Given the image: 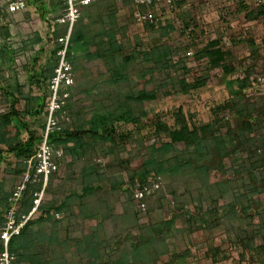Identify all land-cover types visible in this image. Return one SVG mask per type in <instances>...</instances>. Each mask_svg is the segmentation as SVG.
I'll return each instance as SVG.
<instances>
[{
  "label": "trees",
  "instance_id": "1",
  "mask_svg": "<svg viewBox=\"0 0 264 264\" xmlns=\"http://www.w3.org/2000/svg\"><path fill=\"white\" fill-rule=\"evenodd\" d=\"M99 1L102 0H90L87 6L81 7L71 30L66 58L70 63L103 61L107 78L118 89L120 97L107 94L106 99H111L109 108L91 109L89 112L93 113L89 116L88 110L77 107L79 103L74 102V95L70 94L63 110L72 120L50 133L48 142L52 148L63 151L59 168L60 160L68 157V163L82 160L84 170L77 185L65 188L58 199L46 202L44 198L59 169L49 176L37 213L9 242V250L16 256L14 264H155L163 255H168L167 264H183L189 252L181 256L170 253L166 237H173L174 232L211 234L220 226L226 228L227 241L240 247L243 253L252 254V260L254 256L262 257L264 263V93H253L260 86L253 78L252 65V60L261 58L262 53L264 57V38L260 45L251 37L241 39L249 47L251 62L240 61L242 75L235 76L237 69L233 63L237 55L219 39L195 49L193 43L203 29L193 18H182L179 24L171 18L163 25H143L144 30L157 32L160 39L176 33L184 41L177 47L165 44L142 47L138 38L127 37L125 29L117 25L115 10L105 13ZM56 3L60 17L63 3L61 0ZM238 11L244 12L245 20L264 17V5H255L252 0H244ZM58 17L47 21L50 62L40 68L38 58L34 59L29 78L45 94L27 96L24 115L16 109L18 98H13L8 112L0 115V123L14 119L17 131L15 138H11L0 129V147H4L0 148V164L13 156L22 166L18 179L8 191L0 185L4 213L8 207L7 197L24 172V161L38 150L45 129L47 84L58 61L56 39L67 30L66 25L55 22ZM96 30L100 33L97 42L93 35ZM0 36L2 69L4 48L8 46L10 50L7 26H1ZM136 60L149 64L140 80L138 76L128 75V66ZM200 62L208 64V73L221 70L223 78L217 79V83L226 92L225 98L202 105L207 120L200 119L195 110L185 112L181 105L169 109L170 100L201 95L200 87L205 86L209 77L207 80L202 72L192 69L194 63L200 65ZM4 71L3 77L8 78L10 71ZM155 72L158 83L152 76ZM146 77L152 82L151 86L148 83L149 89ZM141 79L144 84L140 83ZM161 79L164 82H160ZM7 94L14 97L11 91ZM166 102L170 104L164 106ZM167 114L169 122L164 117ZM35 117L43 119L39 135L27 127ZM119 123L130 130L118 133ZM148 127L149 136H142L141 132ZM23 133H27V138L20 143ZM151 136L167 140L159 142V147L154 142L150 144L141 155L140 163L133 167L129 158L142 149ZM126 142H134L135 150L121 155L117 145ZM107 155L113 156V160H106ZM98 156L102 160L96 164L106 168L98 167L97 172L89 160ZM112 166L123 172L119 180L105 174L104 169L111 170ZM211 173L217 180L210 181ZM150 176L160 178V188L144 194L141 200L135 199L132 182L147 186ZM40 187L41 184L35 182L26 184L18 204V217L31 211L34 194ZM156 201L159 207L163 204L168 207V220L144 219L151 203ZM139 204H144L145 209ZM203 212L207 213L206 218H202ZM55 214L61 216L56 218ZM85 221L96 224L86 231L82 227ZM2 222L0 215V227Z\"/></svg>",
  "mask_w": 264,
  "mask_h": 264
},
{
  "label": "rangeland",
  "instance_id": "2",
  "mask_svg": "<svg viewBox=\"0 0 264 264\" xmlns=\"http://www.w3.org/2000/svg\"><path fill=\"white\" fill-rule=\"evenodd\" d=\"M122 3V1H120ZM30 3L34 6L36 11L43 16V11L46 10L47 3L45 0H39L34 1L30 0ZM201 3H206V6L208 4L213 5V10L211 11H203L199 8V5ZM244 0H205L202 2H197L196 0L191 4L192 9L188 13L183 14L178 11L179 7L176 8L174 12H172L171 15L174 17H178L180 20L182 18L189 20L190 18H193L195 22L203 28V30H200L198 32L196 40L194 38L193 46L200 47L206 44V42L213 41L215 39H219L223 46H226L227 49L232 50L237 55L236 61H234L233 65L237 69V73L235 76L242 75V69L240 66V61L247 60V63L251 62V60L248 59V53H249V47L247 44L243 41H241L242 38H249L252 36H256L257 38L264 37V17L259 18L254 21L245 20L244 19V12H239V6L240 4H243ZM121 11L117 13V21L120 24H124L120 27H123L125 29V33H128V36L134 33L135 35H139L140 37V43L142 47H147V45H154V44H165L171 47H177L180 46L183 41L180 39V37L176 33H172L168 35L167 37L159 38V35L155 31H149L144 30L143 27L137 26V24L133 21L132 17V8L130 7L126 9L125 4L122 3ZM197 9V10H196ZM163 16H166L163 14ZM166 20V19H165ZM22 21V20H21ZM167 21V20H166ZM165 21V22H166ZM11 22V29L8 30V32L11 33V40H10V50L5 47L4 48V54L2 56L3 62H2V69L0 68V115L5 114L8 112L10 108V103L13 100V98H18L19 103L16 105V109L24 115V100L27 96L31 97H38L42 94H45L43 91H39L38 88L35 86V83L30 82L29 78L32 73V66L34 64V58H35V52L37 51L36 45L38 44L35 39V34H38L37 30V23L35 22V18L29 20L27 26L21 25L19 17H14L10 20ZM143 28V29H142ZM43 32L42 36L45 38L44 41H47V45L49 46V41L46 39V29L42 27ZM28 32L29 36H31L30 43H25V35L24 32ZM202 32V33H201ZM39 35V34H38ZM126 35V34H125ZM127 36V37H128ZM120 37V35H119ZM255 38V39H257ZM240 39V40H239ZM247 40V39H246ZM41 42V40H40ZM35 46V47H34ZM47 46V47H48ZM50 46L46 49L49 50ZM194 49V50H195ZM104 65V62H99V64ZM202 64L198 65V63H194L192 66V69L194 71H198V73L202 72L203 75L207 76V80L209 77V80L205 84V86L200 87V93L201 95H197V97H184L182 99H173L170 100L171 104L169 106V109H172L174 106L181 105L184 107L185 112H192L196 111L198 113V116L200 119L207 120V117L205 116V111L202 107V105L208 103V102H215L219 101L220 99L225 98L226 92L222 86H219L217 83V79L221 81L223 78L222 72L219 69H215L214 71H211L208 73L209 68L207 63L200 62ZM100 64V65H101ZM170 65V64H169ZM253 70V77L255 75H264V57L263 53L261 54V58L252 60ZM149 67V64H147L144 60H138L134 63L130 64L128 66V74H133L134 76H138L140 80L141 74ZM7 73L10 71V75L8 78H4L3 74L5 73V70ZM4 72V73H3ZM35 72V71H34ZM157 72H155L152 76H154L156 83L159 81V77L157 76ZM234 78V77H231ZM150 79L146 77V88L149 89V85L151 86L152 82H149ZM160 82H164V80H160ZM142 81L141 79V82ZM149 83V85H148ZM12 88V90L10 89ZM14 94V97H11L10 91ZM257 91V92H256ZM255 94L260 93L263 94L264 91L261 89V91L256 90ZM254 93V92H253ZM82 94V93H80ZM262 96V95H259ZM165 102V100H163ZM173 102V103H172ZM82 104V103H81ZM81 104L77 105V107ZM167 102L164 103V106H168ZM192 104L194 106H192ZM84 105V104H83ZM88 110V109H86ZM91 113L87 112V115H91ZM207 113V111H206ZM166 121H170V116L167 114L164 116ZM24 118V116L22 117ZM72 120V119H71ZM43 122L42 118H32L28 123L27 127L28 130H33L36 132L37 135L40 134V124ZM16 121L14 119L8 120L6 123H0V129L2 131H5L11 138H15L16 136ZM121 130H124V132H128L130 130V127H123L121 126ZM150 127L148 129H143L141 132V135L143 136H149ZM26 134V135H25ZM27 138V133H24L23 136L19 138V142L22 143ZM167 140L166 137H162L161 139H157L153 136L149 138V142L145 141L143 143V148L139 151H136L133 157L129 158L131 165L135 167L138 165L141 161V155L146 153V149L150 144L153 142L156 143V146L159 147V142ZM4 148V147H0ZM116 149L120 151L121 155L128 154L129 150L133 149L135 150V143L134 142H126L124 145H119ZM138 154V155H137ZM106 160L108 161L113 160V156H106ZM126 157V156H125ZM98 160H102V157H97L96 159H90L89 164L93 167V169L97 170V172L101 168L96 163H98ZM68 157H66L64 160H60V168L57 175H55L50 191L48 192L47 196L44 195V201H52L53 199H58L60 196L59 193L64 190L65 188L69 186H74L78 184L79 177L81 178V172L80 168L82 167V160L81 163L73 164L72 167H68ZM9 163L7 165V163ZM99 164V163H98ZM1 165V175H0V185L2 186L3 190L8 191L10 187H12V184H14V181L18 179L19 177V170L22 168V166L19 164V161L14 159L13 156L7 157L6 161L2 162ZM100 169H99V168ZM98 168V169H96ZM105 174L107 176H113L120 179V176L123 174V172L120 171L118 167L112 166L111 170H113L111 173L106 172L109 171V169H104ZM210 178V181L217 180L216 176L211 173V175L208 176ZM126 179V178H125ZM135 184V182H132V186ZM121 198L123 195H120ZM115 199L117 196L114 197ZM170 199V197H167ZM113 199V200H115ZM157 200V199H154ZM159 201H156L155 203H151L150 211L148 214L145 215V220H151L158 222L161 220H168L170 215L168 211V207L166 205H162V207H159L158 205ZM4 214V206L2 204V200H0V215L3 216ZM61 216V214H59ZM207 213H202V218H206ZM184 218V217H183ZM185 219V218H184ZM182 219V220H184ZM178 219L177 221H182ZM88 224V225H87ZM94 225V221L86 222V229L90 226ZM89 231V230H87ZM176 231V230H175ZM226 228L225 226H220V228H215L211 234H204L202 231H197L191 234H182L180 232H174L173 237H166L165 242L167 244L168 250L172 254H178V256L185 255V251L189 252V256L187 257L186 261L183 264H264L261 262L263 260L262 257L256 258L254 256V259H251V255L243 253L240 249V247H236L232 245L230 241L226 240V234H225ZM74 233V232H72ZM109 233H111V230H109ZM126 232H124L125 234ZM73 235V234H71ZM79 234L76 233V236ZM74 236V235H73ZM259 239H256V244H259ZM243 256V257H241ZM168 262V255H163L159 257L157 262L155 264H167Z\"/></svg>",
  "mask_w": 264,
  "mask_h": 264
},
{
  "label": "built area",
  "instance_id": "3",
  "mask_svg": "<svg viewBox=\"0 0 264 264\" xmlns=\"http://www.w3.org/2000/svg\"><path fill=\"white\" fill-rule=\"evenodd\" d=\"M63 9L60 17L55 22L60 25H66L65 35L56 39L58 57L57 64L53 70L47 89L45 106V129L41 134V142L38 150L24 161V172L21 178L15 184L12 193L7 197V210L3 215V222L0 227V239L2 241V249L0 251V264H14L16 260L15 254L9 250V242L12 237L19 235L26 222L37 213V208L43 197L44 190L47 185L49 176L59 169V159L63 156L61 148H52L48 142V136L54 130H59L61 126L70 124V118L63 110L67 100L70 97L72 88L75 84V73L71 63L67 60V46L73 25L79 18L81 7L87 6L90 0H61ZM129 4L132 8V17L134 22L143 26L147 23L155 25H163L168 19L174 20L175 24L180 23L178 17H174L172 12L179 5L185 4L191 7L195 0H120ZM202 2L205 0H196ZM255 5H264V0H252ZM26 0H0V31L2 26V14H17L24 12L27 8ZM165 14L166 16H163ZM166 19V20H165ZM2 37L0 36V43ZM264 91V75H255L253 77ZM98 163L101 160L97 161ZM102 165V164H101ZM32 182L41 184L38 192L34 194L33 208L27 215L18 217V204L22 198L26 184ZM147 186H140L135 183L133 185L134 197L141 200L144 194L157 190L161 186L160 178L150 176L147 179ZM144 210V204H139ZM59 218L58 214H55Z\"/></svg>",
  "mask_w": 264,
  "mask_h": 264
},
{
  "label": "crops",
  "instance_id": "4",
  "mask_svg": "<svg viewBox=\"0 0 264 264\" xmlns=\"http://www.w3.org/2000/svg\"><path fill=\"white\" fill-rule=\"evenodd\" d=\"M45 1L47 3V7H46V10L43 11V13H44L43 16H41L36 11L34 6L30 3V0H28L27 8L24 12L12 14V15H8L7 13L2 14L3 15L2 16V26L3 25L7 26L8 30L11 29L10 27L12 24H11L10 20L13 19L14 17H17V16L19 17L20 24L21 25L23 24L25 26H27L28 23H26V22H29L30 18L31 19L35 18V22L38 24L37 25L38 29H40L43 32L42 27H44V29L47 30L46 31V34H47L49 31L48 30L49 25H48L47 21H51L52 19L58 17L60 10H59L58 6L56 5L57 4L56 2L58 0H45ZM93 3H95V2H93ZM122 3L125 4L126 9H128L130 7L129 4H127L125 2H122ZM122 3L120 2V0H102V1H99V5L103 8L105 13H107L108 11H111V10H115V18L117 16V13L121 11V8L123 5ZM178 7H179L178 11L181 12L182 14H183V12L188 13L192 9V7H188L185 4L179 5ZM199 8L203 11H205V10L211 11V10H213V5L209 4V6H208V4H207V6H206V3H201L199 5ZM130 9H131V7H130ZM128 11H129V9H128ZM251 21H254V20H251ZM117 25L122 26L124 24H120L117 21ZM137 26H139V25H137ZM139 27H143V26H139ZM201 29H203V28L201 27ZM40 30H37L39 35L35 34V39H36L35 42L38 43L36 45V47H38V48L36 49L37 51L35 52V58L34 59L38 58V65L41 68L42 66H45V63L50 62L51 55H50L49 50H46L47 49V44H46L47 41H44L45 38L42 36V33L40 32ZM24 34L27 35V36H25V43L26 44L30 43L31 36H29L27 31L24 32ZM99 34L100 33L97 30L95 32H93L95 42L100 41V38L98 37ZM125 34H126V36H128V33H125ZM9 35H10L9 36L10 38H8V39L10 41L11 37H12L10 32H9ZM45 36H47V35H45ZM129 36L131 37V39L135 37V38H138L140 40V38H139L140 36L135 35L134 33H132ZM119 38L120 37H118L116 44L119 43ZM251 38L255 39L257 37L252 36ZM263 38L264 37L255 39V41L257 42L258 45H260L259 44L260 40ZM46 39H47V37H46ZM246 39L247 38H245V40ZM40 40H41V42H40ZM136 61H138V60H136ZM100 64H99V62L87 63L86 61H83V60H79V61L75 60L73 63H71V65L73 67V71L75 73V84L72 88L71 93H73V95H74V102L76 101V103H79V104L82 103L80 105V106H82V108H85L88 110L98 109V108H103V107L109 108L108 103L111 101V99L110 100L106 99V95L107 94L113 95V93H114L115 98L120 97V95H119L120 92H118L117 91L118 89L116 90L115 87L110 83V80L107 78V75H108L107 71L103 68L102 64L101 65ZM234 68L236 69L235 66H234ZM129 76H134V75L131 74ZM257 89H259V88H257ZM259 90L261 91V89H259ZM80 93H82V94H80ZM87 95H89V96L87 97ZM88 98H90V100H87ZM89 116H91V115H89ZM122 125L124 127V124H122V123L118 124V126H119V128L117 129L118 133L124 132V130H121ZM23 134L21 136H23ZM118 146L119 145H117V147ZM78 163H81V161L80 160H74V162L68 163V165L70 166V165L78 164ZM83 170L84 169L81 167L80 172H83ZM112 171L113 170H109L106 172L111 173ZM71 219L76 220V218H71ZM86 222L87 221H85L84 224L82 225V227L86 231L90 230L96 224V222L94 221V225L93 226L91 225L89 228L86 229V226H85ZM88 222H90V221H88ZM71 232H73V231H71Z\"/></svg>",
  "mask_w": 264,
  "mask_h": 264
}]
</instances>
